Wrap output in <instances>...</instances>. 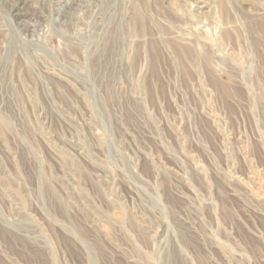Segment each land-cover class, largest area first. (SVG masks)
<instances>
[{"label": "rangeland", "instance_id": "rangeland-1", "mask_svg": "<svg viewBox=\"0 0 264 264\" xmlns=\"http://www.w3.org/2000/svg\"><path fill=\"white\" fill-rule=\"evenodd\" d=\"M0 264H264V0H0Z\"/></svg>", "mask_w": 264, "mask_h": 264}, {"label": "bare ground", "instance_id": "bare-ground-1", "mask_svg": "<svg viewBox=\"0 0 264 264\" xmlns=\"http://www.w3.org/2000/svg\"><path fill=\"white\" fill-rule=\"evenodd\" d=\"M138 16V15H137ZM139 17V16H138Z\"/></svg>", "mask_w": 264, "mask_h": 264}]
</instances>
